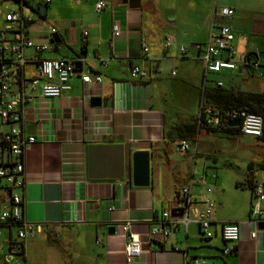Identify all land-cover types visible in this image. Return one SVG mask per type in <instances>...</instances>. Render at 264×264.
<instances>
[{
    "label": "crops",
    "instance_id": "1",
    "mask_svg": "<svg viewBox=\"0 0 264 264\" xmlns=\"http://www.w3.org/2000/svg\"><path fill=\"white\" fill-rule=\"evenodd\" d=\"M8 1L29 19L24 31L30 39L49 43L54 30L60 40L48 51L24 50L25 80L36 76L38 58L81 59L69 80V90L56 99H43L35 90L34 99L24 105L22 128L35 137L24 153V217L41 231L24 242L23 263L185 264L186 259H197L204 264H264V230L250 223L253 194L249 188L264 183V178L226 182L207 170L215 162L211 154L219 148L209 137L223 133L199 127L197 117L205 88L223 79L207 80L212 73H204L202 49L194 47L208 40L212 24L229 26L234 48L239 55L250 57L251 65L212 75H242L246 70L251 73L246 87L229 89L263 92L264 0H139L135 9L124 0H103L105 8L100 13L94 9L99 0H37L46 6L43 16L29 5ZM225 8L234 11L233 17L220 16ZM114 24L119 28L116 37L112 36ZM168 37L171 42L166 47ZM133 65L148 71L145 80L129 77ZM9 67L11 89L18 94L17 73ZM82 74L98 75L101 81L84 84ZM93 97L100 98L99 106L90 105ZM232 137L254 141L259 165L264 163L263 142L242 135ZM181 140L189 141L192 149L178 157L181 152L176 146ZM92 145H122L129 154L147 151L149 186H132L129 169L121 180L90 179L87 154ZM198 159L203 162L201 172L194 167ZM191 178L204 182L192 186V195L207 197L215 204L212 237L204 240L199 227L190 224L186 231L180 228L163 242H149V231L162 227V214L181 207L177 191ZM126 223L142 247L131 263L123 255L121 225ZM232 223L239 225V241L224 243L221 227ZM109 228L114 229L113 234ZM252 231L254 238L250 237ZM226 247L231 252L224 256Z\"/></svg>",
    "mask_w": 264,
    "mask_h": 264
},
{
    "label": "built area",
    "instance_id": "2",
    "mask_svg": "<svg viewBox=\"0 0 264 264\" xmlns=\"http://www.w3.org/2000/svg\"><path fill=\"white\" fill-rule=\"evenodd\" d=\"M48 3L49 0H44ZM20 5L22 1L19 0ZM105 8L103 0L95 4V12L100 13ZM220 16L231 18L234 15L232 9H221ZM4 30L0 31V264H24V242L40 232V226L29 223L24 217L23 192L25 187L24 153L27 148L35 143V137L27 135L23 128L25 107L24 105L34 98L31 94L39 91L43 99H56L64 91L70 89L69 80L74 73L76 64L80 60L68 58H38L36 59V76L25 80L22 76V68L26 63L24 50L31 48L40 53L51 50L49 43L36 42L30 39L24 31V23L29 19L24 17L21 9H11L4 14ZM55 31L51 30L53 34ZM119 35L117 24L112 27V36ZM87 37V32L82 33ZM83 39V41H84ZM234 34L227 25H211L208 40L204 44H194L198 50L202 49L201 60L204 73L218 74L221 71H235L238 67L247 64L245 57L237 53L233 46ZM171 38L166 39L165 46L168 47ZM146 40H142V51L147 52ZM182 53L186 52L184 47L180 48ZM105 66V62H101ZM10 65L17 73L18 94L11 89ZM253 66H255L253 64ZM148 71L139 66H131L129 77L132 80H145ZM81 80L84 84L99 83L98 75L82 74ZM217 87H222V81H216ZM219 110L215 107L204 106L201 103L197 117V124L206 130H220L223 125L219 121ZM228 120L239 121V132L242 136L259 138L264 127L262 116L247 112H231ZM227 120V121H228ZM20 125H16V124ZM191 144L187 140H181L176 146L178 152L189 151ZM195 152V149L192 150ZM202 178H191L188 184L177 191V199L181 207L173 213L164 212L161 218V229H151L148 233V241L163 242L171 233L183 228L187 230L190 224L199 227L201 237L209 239L213 233L210 230L211 218L214 204L207 197H195L191 193L192 186L203 184ZM253 204L250 211V223L264 221V183L254 185ZM201 205L202 208H198ZM109 210H113L111 207ZM170 214L177 217L170 218ZM124 236L123 255L126 263H131L142 253L140 240L131 234L130 224L121 225ZM220 236L224 243H237L240 237V229L237 223L225 224L221 227ZM255 237V231L250 233ZM231 252L230 248H224V256ZM185 264H204L197 259H186Z\"/></svg>",
    "mask_w": 264,
    "mask_h": 264
},
{
    "label": "rangeland",
    "instance_id": "3",
    "mask_svg": "<svg viewBox=\"0 0 264 264\" xmlns=\"http://www.w3.org/2000/svg\"><path fill=\"white\" fill-rule=\"evenodd\" d=\"M30 1L38 2L37 0ZM11 9H17V6L9 2L8 0H0V10H2V14H0V31L4 30L5 27V23L4 21H2V17ZM257 73L259 74V72ZM217 78H219L220 80H225L223 83L228 89L233 86L241 87L242 89H244L246 87L247 80L251 78V73L244 70L242 75H238L237 72L230 75L210 74L207 80L214 81ZM257 78H259L263 82L261 74H259ZM237 79H239L238 82L235 81ZM207 85L211 86V82H208ZM209 138L211 139V141L219 145L218 150H215L214 154H211V157L213 156V158L215 159V162L210 163L211 166H209V168L207 169L211 174L217 176V178H220L221 180H225L226 182H232V179H234V181H238L241 178H264V171L259 169V152L255 147L256 143L254 141H242V139L240 138L232 137V135L226 134L218 136L211 135V137ZM177 154L178 157L183 156V153ZM202 163L203 162H201L200 159L196 160L194 166L196 171L198 170V172H201L203 170ZM188 165L190 169V167H192V162L190 161ZM182 183L183 181L180 180V184ZM229 213L232 212L229 211ZM39 259H41V257Z\"/></svg>",
    "mask_w": 264,
    "mask_h": 264
},
{
    "label": "water",
    "instance_id": "4",
    "mask_svg": "<svg viewBox=\"0 0 264 264\" xmlns=\"http://www.w3.org/2000/svg\"><path fill=\"white\" fill-rule=\"evenodd\" d=\"M129 8L135 9L139 6V0H124ZM28 5L43 16L46 6L30 1ZM60 42L57 34L50 36L49 44ZM78 65H76V68ZM240 73V69H238ZM100 98L90 99L92 107L99 106ZM227 126H239L238 120H228ZM88 176L90 179H110L121 180L125 177L126 171L130 170L131 184L134 187L146 188L149 186V153L147 151H136L131 154L122 145H92L88 148ZM256 227L264 230V221L257 222ZM114 229L109 228V233L113 234ZM102 264V263H100Z\"/></svg>",
    "mask_w": 264,
    "mask_h": 264
},
{
    "label": "trees",
    "instance_id": "5",
    "mask_svg": "<svg viewBox=\"0 0 264 264\" xmlns=\"http://www.w3.org/2000/svg\"><path fill=\"white\" fill-rule=\"evenodd\" d=\"M14 1L19 3V0ZM21 1L22 4L28 5L25 0ZM249 59L250 57H245L247 62L245 66L251 65ZM202 103L204 106L218 108L219 121L223 127L218 131H213H217L226 135H241L238 127L227 126L228 115L231 112L239 113L243 111L247 113H254L262 116L264 119V91L261 93H249L234 89H226L223 86L217 87L214 85L209 89L205 88L203 92ZM257 139L264 143V127L261 136ZM259 169L264 171V163L259 165ZM249 188L251 192H253L254 185H249Z\"/></svg>",
    "mask_w": 264,
    "mask_h": 264
}]
</instances>
